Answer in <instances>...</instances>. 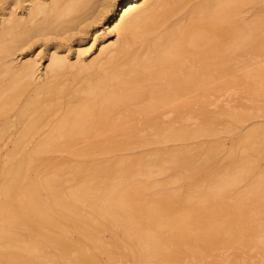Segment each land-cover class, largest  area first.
I'll use <instances>...</instances> for the list:
<instances>
[{"label": "bare ground", "instance_id": "6f19581e", "mask_svg": "<svg viewBox=\"0 0 264 264\" xmlns=\"http://www.w3.org/2000/svg\"><path fill=\"white\" fill-rule=\"evenodd\" d=\"M146 2L0 0V264L260 260L261 0Z\"/></svg>", "mask_w": 264, "mask_h": 264}, {"label": "rangeland", "instance_id": "374dc122", "mask_svg": "<svg viewBox=\"0 0 264 264\" xmlns=\"http://www.w3.org/2000/svg\"><path fill=\"white\" fill-rule=\"evenodd\" d=\"M248 14H251V12L250 13H248ZM102 27H103V25L102 24H98V25H95L93 28H91V30H89V33H88V35H90V34H92V30L94 31V29L95 28H97V29H102ZM90 36H92V35H90ZM89 36V37H90ZM93 37V36H92ZM92 44V40H91V42L87 45V47H89L90 45ZM91 51L90 52H87V53H85V56L87 57V58H91L92 57V55H91ZM75 58H73V60H74ZM261 59H262V57H261ZM261 61H263V63H264V57H263V59L262 60H260V63L262 64V62ZM41 62H42V65H41V68H43L46 64H47V60L44 58V59H42L41 60ZM252 63V62H251ZM255 64V63H254ZM253 67H254V65H253ZM249 68H252V66L251 67H249ZM234 73H233V75L232 76H237V77H239V76H241V74L240 73H243V70H240V69H238L237 71L235 70V71H233ZM238 74V75H237ZM231 76V77H232ZM235 76V77H236ZM246 81H244V85H242L243 84V82L240 84L241 85V87H242V90H240L241 88H239L240 87V85H237L236 87H238V89L236 88V87H234V88H232V90H231V94H230V90H229V93H227L225 96H223V97H221V98H223V99H225V97L226 96H228L229 97V99L230 98H234V97H236L237 99H238V102H240L239 100L241 99L240 97H243L242 99L243 100H241L242 102L244 101V100H248L246 97H244V96H246L245 94H243V92H245L244 90L247 88H244L246 85L248 86L249 84H248V82L246 83ZM79 85H80V83H78ZM234 89V90H233ZM236 89V90H235ZM247 90V89H246ZM236 91V92H235ZM243 91V92H242ZM246 93V92H245ZM216 95H217V93H215ZM230 94V95H229ZM232 94L234 95V96H232ZM219 95V94H218ZM217 95V96H218ZM240 95V96H239ZM213 96H215V95H212V96H210L211 98H213V99H215L217 96H215V98L213 97ZM246 98V99H245ZM261 97L259 96V98H258V100L259 101H257L258 102V104H260L259 102H261V101H263V99H264V95L262 96V100L260 99ZM237 99H235L234 98V101H237ZM261 100V101H260ZM221 101H222V99H221ZM221 101H220V103L219 104H221ZM233 101V99L231 100V102L233 103L234 102ZM249 101V100H248ZM223 102V104L225 103V101H222ZM241 102V104H249V107L248 108H254L255 106H256V104L257 103H253V102H251V101H249V102H243L242 103ZM254 104H255V106H254ZM251 106V107H250ZM252 108V109H253ZM257 108V107H256ZM256 108H254L253 110H255V111H253V113H255V114H257L258 113V110L256 111ZM251 110V109H250ZM254 114V115H255ZM256 116H258L257 118H256ZM256 116H253L252 117V119L250 118L249 119V121L247 120V122H245V123H243L242 124V128H244L245 129V127L246 128H248V125L250 124V123H255V121H259V122H264L263 120H264V117H262V116H260L259 115V113H258V115H256ZM254 117H255V119H254ZM260 117V118H259ZM261 118H263V119H261ZM250 126V125H249ZM210 138H198V139H192V140H189V141H187V142H182V141H171V142H167V143H162V144H160L159 146L161 147V148H166L167 146H179V145H182V144H189V145H191V146H197V145H199V144H203L204 142H206L207 140H209ZM237 139V135L236 134H234V133H231V134H228L227 136H225V142H226V144L227 145H231L235 140ZM146 149H148L147 147L145 148V147H138V148H135L132 152L133 153H135V154H141L142 152H144ZM127 153H129V152H127V151H122V154H127ZM67 159L68 158V154L67 153H63V154H61V155H58V157L56 158L57 160H60V159ZM263 164H264V161L262 162ZM54 164V163H53ZM226 166H228V161L227 160H221V161H219L218 162V164H216V165H214V166H211V169L212 170H218V169H221V168H224V167H226ZM205 176V173H201V174H199L198 176H197V178H203ZM186 183H189V180H186L185 181Z\"/></svg>", "mask_w": 264, "mask_h": 264}, {"label": "snow or ice", "instance_id": "6c2138e0", "mask_svg": "<svg viewBox=\"0 0 264 264\" xmlns=\"http://www.w3.org/2000/svg\"><path fill=\"white\" fill-rule=\"evenodd\" d=\"M133 7H129L125 11V19L132 17V16H142L145 14V12L155 9L157 6L152 5L146 2V0H132ZM117 0H110L109 4L105 5V9H108L110 7L116 6ZM261 18L264 19V0H261ZM175 37L172 35H169L167 39L172 40ZM88 51H91V48L88 49ZM233 253H235L237 250L232 249ZM61 264H91V262L87 260L82 261H64L61 262ZM195 264H264V246H262L261 251V257L260 260L257 262L256 260H247V259H240V260H234L231 258L228 259H215L211 255H208L206 259L200 260L195 262Z\"/></svg>", "mask_w": 264, "mask_h": 264}]
</instances>
